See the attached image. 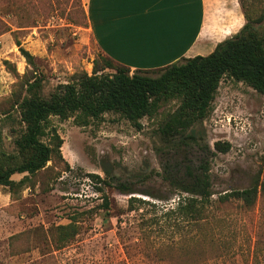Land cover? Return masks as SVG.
Wrapping results in <instances>:
<instances>
[{
  "label": "rangeland",
  "instance_id": "obj_1",
  "mask_svg": "<svg viewBox=\"0 0 264 264\" xmlns=\"http://www.w3.org/2000/svg\"><path fill=\"white\" fill-rule=\"evenodd\" d=\"M239 3L264 38V0ZM106 60L86 30L83 0H0V155H18L15 141L25 125L17 104L29 97L27 82L39 81L37 93L48 99L58 85L92 75ZM110 63L104 73L119 67ZM177 105L159 102L155 114L140 119V130L116 112L49 116L42 140L54 129L60 155L53 148L44 169L12 176L11 189L0 186V264H264V96L224 77L201 125L208 151L192 145L157 153V129ZM216 142H227L228 151L217 152ZM202 159L213 195L197 205L198 216H183L175 208L187 196L162 178L163 169ZM88 174L126 184L133 194ZM256 179L252 205L220 201Z\"/></svg>",
  "mask_w": 264,
  "mask_h": 264
},
{
  "label": "trees",
  "instance_id": "obj_2",
  "mask_svg": "<svg viewBox=\"0 0 264 264\" xmlns=\"http://www.w3.org/2000/svg\"><path fill=\"white\" fill-rule=\"evenodd\" d=\"M21 53L26 61H31L28 52L21 49ZM110 62L107 58L106 66L101 69L94 67L92 75L81 74L74 82L58 85L48 99L37 93L39 81L27 82L29 97L22 98L17 104L25 131L15 141L17 156L0 155V186L11 189L16 185L12 176L32 175L44 169L53 148L60 155L62 140L54 129L50 130L48 142L42 140L49 116L67 119L79 113L84 118L99 119L104 113L116 112L140 130V119L152 116L159 102L171 99L178 105L157 129L161 146L156 152L177 153L192 145L207 152L208 146L200 143L204 135L201 125L210 113L215 93L224 77L264 96V38L259 37L248 22L237 34L219 43L209 55L183 59L158 70L156 77H149L146 75L148 72L139 70L129 74V69L119 65L113 73H104L105 69H112ZM214 149L224 153L228 151L229 144L216 142ZM102 167L105 176L109 177L104 163ZM88 177L105 187H114L121 194H133L126 184L112 186L109 180L96 174H88ZM162 178L179 194L187 196H180L175 208L183 216H198L197 205L207 203L213 195L207 159L200 160L197 166L183 163L164 168ZM257 189L256 179L248 187L226 193L219 199L252 205ZM97 191L102 190L98 188ZM133 199L129 198V203ZM103 201L102 205L107 209V199Z\"/></svg>",
  "mask_w": 264,
  "mask_h": 264
},
{
  "label": "crops",
  "instance_id": "obj_3",
  "mask_svg": "<svg viewBox=\"0 0 264 264\" xmlns=\"http://www.w3.org/2000/svg\"><path fill=\"white\" fill-rule=\"evenodd\" d=\"M98 51L134 72L207 56L246 24L239 0H83Z\"/></svg>",
  "mask_w": 264,
  "mask_h": 264
}]
</instances>
